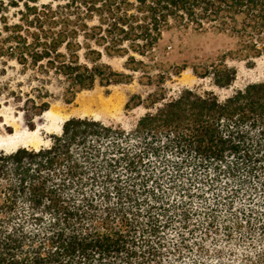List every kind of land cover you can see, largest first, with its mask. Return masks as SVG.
<instances>
[{
    "label": "trees",
    "instance_id": "16d2710c",
    "mask_svg": "<svg viewBox=\"0 0 264 264\" xmlns=\"http://www.w3.org/2000/svg\"><path fill=\"white\" fill-rule=\"evenodd\" d=\"M9 7L21 16L9 55L65 102L133 72L156 89L130 96L146 109L130 129L70 117L37 148L0 150V264H264V80L224 97L162 86L189 68L229 87L227 58L264 55V0H0ZM173 28L230 47L188 46L168 64L158 49ZM43 86L19 89L30 130L49 108Z\"/></svg>",
    "mask_w": 264,
    "mask_h": 264
},
{
    "label": "rangeland",
    "instance_id": "374dc122",
    "mask_svg": "<svg viewBox=\"0 0 264 264\" xmlns=\"http://www.w3.org/2000/svg\"><path fill=\"white\" fill-rule=\"evenodd\" d=\"M20 17L19 7H9L0 12V150L10 152L19 147L37 148L47 142L50 134L58 132L62 122L70 117H92L130 129L146 112L141 105L130 109L126 107L131 95L138 94L144 98L156 89L155 84L149 85L140 80L142 72H133L132 80L128 83L110 86L95 84L91 89L78 92L71 102H65L61 97V87L56 80L37 81L33 76V68L22 69L19 65V60L15 58L19 56L18 50L9 55L14 46H19ZM188 46L193 49L203 48L205 51L230 47L225 46L222 38L196 36L183 28H173L163 34L158 51L165 52L164 58L171 64L179 61L180 53ZM83 51L81 49L79 54L82 55ZM134 55L140 58L138 54ZM124 60L122 57H102V61L120 71L124 70ZM227 63L236 68V78L227 88L213 86L208 78L196 77L189 68L167 79L162 86L167 95L175 94L184 87H196L200 90H213L224 97L249 82L264 80V55L250 60L227 58ZM40 84L51 93L50 104L46 111L35 118V128L30 130L19 111V89L26 91Z\"/></svg>",
    "mask_w": 264,
    "mask_h": 264
}]
</instances>
